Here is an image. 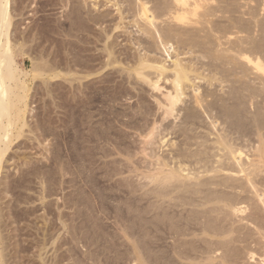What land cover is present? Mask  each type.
<instances>
[{"label":"rangeland","instance_id":"obj_1","mask_svg":"<svg viewBox=\"0 0 264 264\" xmlns=\"http://www.w3.org/2000/svg\"><path fill=\"white\" fill-rule=\"evenodd\" d=\"M116 1L9 0V14H12L9 15L11 21L9 26V37L12 35L10 39L12 51L14 52V64L19 70L18 72H20L21 81H24L27 87V101L26 105L19 104L25 109H23L24 121L23 119H19V121H16L15 125H13V132L19 135L17 138H14L0 165V210H2L0 211L2 215H0V225L5 223L3 226L1 225L2 228L0 227V234L2 235V239L0 238V264H264L263 209L259 211L263 214H261L262 220H260L262 225L259 221V226L258 223H256L257 221L248 222L246 219H242L247 215L248 210L245 211L244 214L237 216L229 214L228 216L227 214L225 215L224 212L218 213V215H215L217 212L211 214L209 213L210 209L207 207L209 211L205 208L202 212L203 209H201V207L199 208V206L191 205L188 201L189 204L185 206L172 207V205H169L167 202H159L158 205L151 197H144L140 190L136 192V195H132L133 198L127 194L126 191H130L131 186H127L126 182L129 180V184L131 179L134 181L136 178L135 176L133 177L131 174L124 173L123 175L115 177L112 170L109 176L108 172H110V169L113 168L114 170L118 168L120 165L118 161H124L126 159L125 153L127 151L130 153L132 152L133 155L135 153L136 156L141 154L136 153L141 138L138 135H140L141 131L145 130L147 125L150 126L157 121L156 125L160 126L159 132H165L166 130H164V128L172 126L173 124V127L177 130L179 127L183 126V120H180L181 114L175 111L181 106L183 107L190 103L194 91V93H201L203 91L207 94L208 92L206 91L210 90L211 92L222 95V91L225 89V93L228 89V84L226 85L225 82L224 85L222 82L218 83L219 81L216 80L218 76H215L217 77L215 81L212 80L213 77L210 78L206 76H212V74H208V72H210L209 68L208 72H206L208 66H205L206 68L202 67V64H204L202 61L204 60L201 53L195 51L197 54L192 52L194 55L192 53L189 54L190 52H188L187 55L186 53L183 54L186 50L179 48L175 41L172 43H175L174 45L176 47L172 44L171 46L167 45L165 49L162 45L157 47L155 44L156 48L152 47L150 50L151 47L148 46L147 43L150 40L148 39L149 37L139 32L140 27L134 23H138L139 21V19L138 21L136 19L139 18L136 17L138 16L137 9L135 8L138 6L136 3L137 1L134 0V3H132V0V2L129 1V4H131L130 6L127 3L128 1ZM149 1H151L148 2L150 6H153L155 3L157 4H155L156 6H159L158 4L161 3L162 0ZM135 3L136 5H134ZM209 3L214 7L216 6V8L226 7V11L223 10L224 8H221V12L225 13H222L224 17L227 16L228 18L234 19L236 17H231V14L238 16L237 18L240 19L237 20L236 18L237 27L240 20L243 21L240 23L243 24V27L246 25V22H248L247 25L249 24L251 30L248 31L250 28L248 26V29L246 26L245 28H247V30L244 28L247 31L245 34H233L236 29L233 30L232 28L231 31H233V35H236L235 37L240 35V37L244 36V38H249V35L252 34V36H250L252 38L256 36L257 38L261 37L262 40L264 39L262 38L264 35L261 33V25L259 24L264 22V0H236L232 5H227L224 0H212V2L209 1ZM244 5L247 6L245 7ZM128 6L132 7L128 8ZM261 7H263V9H261ZM133 8L136 9V12H134ZM229 8L230 10L234 8V10L237 11L233 10L229 12ZM252 8H255L254 15L258 17V22H255L256 19L252 18V16L250 17L252 14L248 15V12L253 11ZM132 9L133 11H131ZM247 9H250V11L248 10L246 14ZM219 15L217 17L215 15V18L212 16L216 24H223L222 26H224L229 23V19L225 20L222 15ZM98 17H100V19ZM134 19H136V21H134ZM100 20H102L103 23H101L102 21ZM261 24L264 25V23ZM228 25L229 24L226 26ZM256 25H258V27ZM240 26L241 25L238 27L239 29ZM243 27H241V29ZM258 30L261 31L259 32ZM233 39L234 38L231 40ZM259 40L260 38L258 41ZM150 43L152 44L151 41H149V45H151ZM222 45L221 47L225 46L224 44ZM151 46H153V44ZM172 46L176 49L178 47L179 49L175 51L176 49ZM138 55H149L148 57L151 56L157 62H160L159 64H163L168 68L164 74L159 75V79H156L158 75L155 76L154 73H151L152 70H145L146 72H150L151 75H148H150L149 78L152 77V82L158 80L157 87L154 88L151 85V80H145L142 76L133 73L135 60L139 57ZM197 55L202 56L200 57L202 61L199 60V56L196 57ZM31 57L35 60L31 59ZM177 58L178 60L181 59L184 65H190L195 74H193V71H189L191 77L189 76L188 80L190 81L187 83L185 82L186 84L184 86L181 102L179 101L176 103V109L171 117L169 115H166V117L164 115L163 117L161 113L162 109L159 108V103L165 104L166 93L171 91L170 79H172V77L170 76H172L173 72H171V68L169 67L172 66V63H174L173 61H176ZM261 60L264 67V58H261ZM35 61L38 62V66H42L38 67V70L43 69L44 72L43 70L39 72L32 70L31 63H35ZM44 64L48 69L50 68L49 71L47 70L48 73H45L46 67H44ZM190 67L189 69H191ZM263 67L260 72L264 73ZM195 68L199 71L198 74L201 73V77L200 75L194 76L197 72ZM203 70L204 72H202ZM252 72L253 73L249 75L251 76L249 78L250 80L251 78L254 79L256 76L255 74L259 71ZM260 72L258 74H261ZM202 76L205 77L202 78ZM253 79L251 82L249 81L250 84H257ZM211 80L212 82H210ZM14 85H16V82L12 81L11 86L14 87ZM14 89L18 91V86L17 88L15 86ZM20 92L21 90L19 88L17 93ZM223 96L226 97L225 94ZM78 99L84 103V106H88V109H85L81 115L84 118H80L83 124L79 125L75 119V101ZM254 102L256 103V99ZM87 103L88 105H86ZM249 104L251 103H248L247 109L245 108L247 110L246 113L252 114L255 111V106L251 104L250 107H248ZM138 109H141V111ZM72 118L74 119L72 120ZM21 122L25 123V125L20 130ZM78 126L81 127L79 128ZM148 126L146 128H148ZM162 126L165 127L163 128ZM174 128L172 130L168 129L166 133L173 131ZM190 129L188 132L192 135L195 130L191 129V133ZM195 129L197 130V132L195 131L196 133L201 132L200 128ZM17 130L20 131V133H18ZM99 130H104V137L98 134ZM196 133H194V136ZM172 134L165 137L166 143L164 142V144L166 145L163 148H159L161 151L163 149L162 154L167 156H169L168 151L171 148L169 145V143H171L170 141H178L182 138L175 135V133ZM172 136L176 137V140H174L175 138L173 139ZM177 136L180 139H177ZM194 136L192 135L193 138ZM247 137H249V140L253 139L254 141L255 139L256 141V137L253 134ZM247 137L246 139L244 137L245 143H247ZM249 143L247 144V149L245 148L246 152L244 150V159H246L247 156L251 158V153L253 152V147L250 146L252 145L251 143H253L254 146L257 145L255 144L257 142L254 143L251 141V143ZM121 147L123 149H121ZM250 148H252V150ZM248 149H250V152L248 151L247 153ZM120 151L123 152V154H121ZM140 156L141 155H139V157ZM89 163L92 165H89ZM105 171L107 173H105ZM263 173L264 172H262V174ZM210 175L207 174L205 176L210 177ZM121 177L125 180H120L121 184H118V187L119 185L120 187L118 188L117 185H115L111 188L110 185L112 181L114 182V180L120 179ZM202 179L204 180V176L203 178L201 177V180ZM122 181H124L123 184ZM198 187L202 188L200 186ZM120 188L124 190L122 191ZM127 195L131 198L130 202L127 199ZM121 199H123V202ZM124 201L128 203L126 204ZM156 205L161 206L158 207V209L160 211L163 210L162 212L168 211L170 206L169 210L174 209V216L171 214L173 220L174 222L176 221L177 224L181 223V226L179 225L180 230H183L186 236L179 235V237L173 234L172 227L168 222L161 224L156 221V223L159 224L155 223L154 225L153 222L155 219L152 213L155 212ZM190 205L194 206L193 208L195 210L191 209ZM133 206H135V211L131 210L133 212L129 213L128 207L133 208ZM184 208L190 211H185ZM115 209L120 212L118 213ZM189 212L191 214H188ZM187 214L190 218L187 217ZM208 214H211L210 216L214 218H211L210 223H212L214 227H221L219 229L223 228L227 233L216 236L209 233V235L204 234L202 237L198 229L205 220L207 222L206 218L209 216ZM203 215L205 219H203ZM200 217H202V221L201 219L199 220ZM186 218L190 219L187 221L188 224L185 223L186 221L184 219ZM209 219L210 218H208V220ZM165 221L166 220H164V222ZM139 222H141V224H139ZM159 225H161V227ZM168 227H170L171 230ZM158 228L160 229L157 232ZM195 229L198 232L194 231ZM6 236L8 238H6ZM142 236H144V239ZM180 239L183 240V243ZM175 245H178V247L176 248ZM193 247L199 248L197 250V248L193 249ZM205 247L206 250L209 249L207 250L208 253ZM178 248L183 253H191L193 258L189 257L186 259V257H180L179 255L182 256V254H178V252H180V250H177ZM206 255L209 257H206ZM17 256H19V258ZM198 256L199 258H197Z\"/></svg>","mask_w":264,"mask_h":264},{"label":"bare ground","instance_id":"obj_2","mask_svg":"<svg viewBox=\"0 0 264 264\" xmlns=\"http://www.w3.org/2000/svg\"><path fill=\"white\" fill-rule=\"evenodd\" d=\"M124 1H128L127 3L129 6L131 5V4H129V1L130 2L133 1L132 3L137 1L136 3L138 4V6L135 7L137 10L134 8L133 9H134V12L137 11L138 16H136L137 14L135 16L139 17V18H136V17L135 18L137 19V21L139 19L138 23H141V24H138L137 22H134V23H136V25H138V27H140L139 32H141L143 35H146L147 37H149L148 38V39H150L149 41L152 42L153 46H151L152 45L151 43H150L151 45H149V41L147 42L148 46L151 47L150 50L152 49V47L156 48V46L158 47L159 45L160 46L162 45V47H164V48L167 45L171 46L173 44L172 42L175 41L176 45L178 44L179 48L186 50V52H183V54L186 53V55H187L188 52H190L189 54H191L192 52L195 53V51L197 53H201L203 56V60L206 62L201 60L200 57H202V56H199L200 54L197 55L196 57L199 56L198 57V58H200L199 60L205 64V65L202 64L203 68H206L205 66H208L206 68V70H207L206 72H208V68H209L210 72H208V74H212V76H210V75H206V76H209L210 78L213 77L212 80H214V81L217 78L215 76H218V78L216 79L217 81H219L218 83L222 82V84L224 85V82H225L226 85L228 84L227 85L228 89H227V92H225V93H224V90H225L224 89L222 91L223 92L222 95L221 94L219 95L216 92L215 93L211 92L210 90L206 91L208 93L210 92L209 94L208 93L206 94L203 91H202L203 93L201 92L202 94L199 92L194 93L195 92L194 91L193 92V98L191 97L190 103L187 102L188 103L187 105H184L183 107L181 106L180 108L176 109V107H175L176 103L179 101L181 102V97L183 95V90L185 88L184 86L188 81H190V80H188L189 76L191 75L189 71H193V68H191L189 64H188L189 66L184 65L183 62H181V59L178 60V58H177L176 61L174 60L173 61L174 63H172V66L169 67V68H171L170 69L171 72H173L172 76H170V77H172V79H170L171 80V82H170L171 83V91H168L166 93L165 104H160L161 103L160 102L159 108L162 109L161 113H162L163 117H164V115H165V117H166V115H169L171 117V115L174 113V110L176 109L175 112L181 114V118L180 117L179 118H180V120L181 119L183 120L182 121L183 126L179 127V129H177V130H176V128L173 127L174 124L172 126H169L167 124L169 127H166V128H164L165 126H162L164 128V130H166V131H168V129L172 130L174 128L173 131L169 130L170 132L166 133V131L164 132L163 130H162L163 132H159L160 126L156 125L157 121L154 122V124H151L150 126L147 125L148 128H146L147 127L146 126L145 130L141 131L140 135H138L141 138H140L139 144L137 143L138 147L136 146L137 147L136 153H141V154H138L136 156L135 153L133 155L132 152L130 153L127 151L125 153L126 159L124 161H118V163L120 165L119 164H118L119 166L117 165L118 168H116L117 166L114 167V168H116L114 170H113V168L110 169V172H108L109 176H110L111 170H112L113 175H115V177L123 175L124 173H128L129 175L131 174V175H133V177L135 176L136 178L134 179V181H133V179H131L129 184H128L129 180L126 182L127 186H131V190L129 189L130 191H126L127 194L130 195V197H132L133 194L136 195V192L140 190V192L142 191L141 194L144 197L145 196L147 198L151 197L152 199L155 200V202L158 203V205H159V202H164V203L167 202L169 205H172V207L173 206H182V205L185 206L186 204L190 203L191 205L199 206V208L201 207V209H203L202 212L207 207L210 209L209 213L212 214V213L217 212V213H215V215L216 214L218 215V213L224 212V214L225 215L227 214L228 216H229V214L237 216L240 214H244L245 211L248 210L247 215H245V217H243L242 219H246L248 222L249 221H252V222L257 221L256 223H258L260 220H262L261 216L263 215L262 212H259V211L261 209L264 210V173L262 174V172H264V73L260 72L262 70V67H263V65H262L263 59L261 60V58H264V39L262 40L261 37H259L260 40L258 41L259 38H257L256 36L253 38L250 37V36H252V34L250 32L249 33L251 35H249V38L248 37L244 38V36L240 37V35L235 37L236 35H233L235 33L236 34H239V33L245 34V32H247L246 30L249 26V24L247 25L248 22H246V25L244 24L245 26L243 27V24H240L243 21L240 20V23L238 21V23H239L238 27H239V25H241L240 29H239L237 27L236 21L239 20L240 18L238 19L237 18L238 16H234V14H231L230 16L236 17L237 20H236V18L233 19V18H228L227 16L224 17L223 14H225V13L221 12V10L223 8H224L223 10H225L227 8L221 7L222 8L221 9L218 7L216 8V6L214 7L212 4L209 3V1L212 2V0H162L161 3L158 4L159 6H156L157 5L156 3H155L156 5L153 4V6H150L148 4V2H151V1H149V0H135V1L134 0H132V1L131 0H124ZM124 1H122V2H124ZM224 1L226 2L227 5H232V4H234V2H236V0H224ZM127 3H126V5H127ZM136 3L134 5H136ZM221 3H220V5H221ZM9 4H10L9 0H0V165H1L2 160H4L3 159L4 155L7 152V150L10 148V145L13 142L14 138H17L19 135V134H16L13 132V130H14L13 125H15L16 121H19V119L24 118V110L25 109L22 108L21 105H26V101H27L26 100L27 99L26 84L24 83V81H21L22 79H20V77H21L20 72H18L19 70L16 68V66L14 64V57H13L14 52L12 51L11 39H10V37L12 35L9 37V26L11 24L9 15H12V14H9ZM14 4H15V2H14ZM213 4H215V3H213ZM134 5L132 4L133 7H134ZM129 6H128V8L132 7V6L131 7H129ZM237 6H235V7H237ZM255 6H256V4H255ZM133 9L131 11H133ZM261 9H263V7H261ZM228 10L230 12V11H233L234 8L232 10H230V8H229ZM248 10L250 11V9H247L246 14H247ZM234 11H237V10H234ZM254 11H255V8L253 9V11H250L252 13L248 12L249 13L248 15L252 14V15H250V17L252 16V18L256 19L255 22H258V20H257L258 17H255ZM218 13L220 15H222L225 18V20L229 19V23H227V24H229L228 26H226L227 24H225L224 26H222L223 24L222 25L220 24L221 26L218 23L216 24V22L213 18H215L214 17L215 15L217 17L219 15ZM227 14H229V13H227ZM212 16H213V18H212ZM243 16H244V14H243ZM250 17H249V19H250ZM98 18L100 19V17H98ZM101 18H102V16H101ZM99 19L97 20L98 22H99ZM136 19H134V21H136ZM100 21H102V20H100ZM261 21H263V20H261ZM217 22H219V21H217ZM101 23H103V21ZM261 23H264V22H261ZM261 23H259V24L261 25V30L263 32L261 30L260 31L264 35V25ZM246 26H247V28H245ZM256 26L258 27V25H256ZM241 27H243V28L241 29ZM232 28H233V30L234 29H236V30L233 32V31H231ZM249 28H248L249 29L248 31L251 30L250 26H249ZM252 31H254V30H252ZM232 32H233V34H232ZM261 33H260V36H261ZM255 34H253V35H255ZM16 35H17V33H16ZM230 36L234 39L231 40L232 38ZM257 36H259V35H257ZM23 37H24V35H23ZM254 38H256V39H254ZM262 38H264V36ZM223 40H224V42H223ZM146 41H147V39H146ZM143 43H145V42H143ZM155 44H156V46H155ZM222 44H224L225 46L221 47V46H223ZM148 46H147V48L149 49ZM174 46H172V47H174ZM179 48L178 47H177V49L175 48L176 49L175 51H177ZM157 50H158V48H157ZM14 51H15V49H14ZM197 53H195V54H197ZM111 54H112V52H111ZM177 54H178V52H177ZM180 54H181V52H180ZM148 56L149 55L139 56L135 60V66L133 68V73L142 76V78L145 80L147 79L148 81H150L152 79V77L149 78L151 74L149 71L146 72L145 71L146 69L152 70L153 72L151 71V73H154L155 76L158 75L156 77V79H157L159 77V75L164 74L168 68L165 67V65H163V64H159L160 62H157L151 56H150L151 58ZM108 57H109V55H108ZM31 59H34V58L31 57ZM34 60H33V62H34ZM36 63H37V65H36ZM31 64H32L31 68L33 71L39 72V71L43 70V69L38 70V67H42V66H38V62L35 61V63H31ZM39 64H41V63H39ZM44 67H46L45 64H44ZM189 67L192 70L189 69ZM199 67H201V66H199ZM49 69H48V67H46L45 73H48ZM52 70H54V69H52ZM195 71H197V72H196V75H194V76L201 74V73L198 74L199 71L197 69ZM252 71H259L261 73V74H258L259 72H257V74H255L256 75L255 78L254 79L251 78V80L253 79L254 81L257 82V84H255V85L253 82H252L253 83L252 85L250 84L251 80L249 78L251 76H249V75L251 73H253ZM263 71H264V67H263ZM43 72H44V70H43ZM202 72H204V70ZM40 74H41V72H40ZM130 74H131V72H130ZM148 74H150V75H148ZM193 74H195V72ZM56 76H57V74H56ZM33 77H34V75H33ZM200 77H201V75H200ZM203 77H205V76H202V78ZM22 78H23V76H22ZM206 78H208V77H206ZM212 80L210 82H212ZM12 81L16 82V85H14V87L16 86V88H17V86H18L17 90L19 91V88H20V90H21L20 93H17L18 91H15L16 89H14V87L11 86ZM208 81H209V79H208ZM150 82L152 83L151 85L154 88L157 87L158 80L157 81L154 80V82H152V80H151ZM150 82H149V84H150ZM210 82H208V83H210ZM43 84H45V83H43ZM35 85H37V84H35ZM220 87H222V86H220ZM198 91H199V89H198ZM216 91H217V89H216ZM224 94L226 95V97L223 96ZM209 97H210V99H209ZM14 98H16V99H14ZM86 99H88V98H86ZM255 99H256V103L254 102ZM75 102H76L75 103L76 104L75 119H76L78 125L83 124L82 120L80 118L82 117L81 115H82L83 111H85V109L86 110L88 109V106H84V103L81 102V100L79 101V99ZM248 103L254 104V106H255L254 112L251 109L253 112L252 114L246 113ZM19 104H21V105H19ZM185 104H186V102H185ZM251 104H249L248 107H250ZM86 105H88V103ZM251 108H252V106H251ZM248 109H250V108H248ZM138 110L141 111V109H138ZM139 111H136V112H139ZM248 113H251V112H248ZM72 114H73V112H72ZM82 118H84V117H82ZM73 119L74 118H72V120ZM23 121H24V119H23ZM162 123H163V121H162ZM86 124H88V123H86ZM20 125H21V127H20V130H21V128L24 127L25 123L21 122ZM190 128L192 130L194 129L196 132H197V130L195 128H200L201 132L196 133L194 131L192 135L194 136V133H196L195 134L196 138H195V136L193 138L192 135L188 132V130ZM139 129H141V128H139ZM18 130H19V128H18ZM192 130H191V133H192ZM202 130H203V132H202ZM95 131H96V129H95ZM198 131H199V129H198ZM18 133H20V131H18ZM172 133L173 134L175 133V135H178L179 137H182V138L180 139L177 136V139H180V140H178V141H170L169 140L171 142V143H169L171 148H170V150L168 149L169 150L168 151L169 156H167V155L162 154V151H163L162 148L166 145V144H164V142L166 140L165 137L169 134L171 135ZM98 134H101L104 137V135H105L104 130H102V131L99 130ZM251 134H253L256 137V141H255V139H254V141H253V139L249 140V137H247V136H249ZM174 136H172V137H173V139L175 138L174 140H176V137H174ZM244 137H245V139H246V137L248 138V140H246L247 143H245ZM173 139H171V140H173ZM240 139H242V140L240 142H238ZM242 141H244V142H242ZM251 141L254 143L257 142V143H255L257 145L254 146V144L251 143ZM249 142L252 144L250 146L253 147V152L251 153V158H249L245 154L247 156V158L245 157L246 159H244L243 154L246 152L245 148L247 149V146H248L247 144ZM167 144H168V141H167ZM170 146H168V147H170ZM160 147H162L161 148L162 151L159 149ZM121 149H123V148L121 147ZM250 149L252 150V148H250ZM250 149L247 150V153H248V151L250 152ZM244 150H245V152H244ZM88 151H89V149H88ZM160 151H161V153H160ZM120 153L123 154V152H121V151H120ZM87 154H89V153H87ZM166 154H167V152H166ZM139 155H141V156L139 157ZM90 164L91 163H89V165ZM82 165H84V164H82ZM101 170H102V168H101ZM81 171H82V169H81ZM47 173H48V171H47ZM105 173H107V172L105 171ZM207 174H209V175L211 174L210 177L205 176ZM203 176H204V180L203 179L201 180V177L203 178ZM206 177H208V178H206ZM130 178H132V177H130ZM205 178H206V180H205ZM120 180H125V179L121 177L120 179L114 180V182L112 181V184L110 185V187L113 188V186H115V185H117V187H118V184H121ZM81 182H82V180H81ZM123 182L124 181H122V184H123ZM198 186H200L202 188H199ZM4 187H6V186H4ZM119 187H120V185H119ZM4 189H6V188H4ZM121 189L122 188H120V190ZM226 189H228V190H226ZM123 190L124 189H122V191ZM125 193H124V195H125ZM128 197L129 196L127 195V199L130 202L131 198L130 197L128 198ZM197 198H198V200H197ZM122 200L123 199H121V201ZM127 201L126 202L124 201V202L127 204L128 203ZM191 202H193V203H191ZM64 204H66V203H64ZM158 205H156L157 207L155 209V212L152 213V215H154L153 217L155 219V221L153 220L154 225H155L156 221L161 223V224H163V223L165 224L166 222H168V224L172 227V233L173 234H175L177 236H179V235L186 236L184 234V231L182 230L183 231L182 232L180 230V226H181L180 224L181 223L177 224V222L176 221L174 222V220H173L172 215L174 214V211H173L174 209L172 208L173 210H169V208L171 206L170 207L167 206V207H169L168 211L162 212L163 210L160 211L158 209V207H161V206H158ZM162 205H163V203H162ZM194 206H191V209H194L193 208ZM134 207L135 206H133V208L128 207V212L132 213L133 211H135ZM116 208H117V206H116ZM207 208H206V210H207ZM157 209L159 210V212ZM184 209H185V211H190V210H186V208H184ZM209 209L207 211H209ZM115 210H117V209H115ZM131 210H133V211H131ZM164 210H167V209H164ZM0 211H2V210H0ZM196 211H198V210H196ZM199 211H201V210H199ZM117 212H118V210H117ZM134 214H135V212H134ZM188 214H191V213L189 212ZM188 214H187V217H189ZM211 214H208V215L210 216ZM0 215H1V213H0ZM206 215H207V213H206ZM209 216H207V218H206L207 222H209V223H207L205 220L203 223L201 222L202 225L200 226V228L198 227L199 228L198 231L202 234V237L204 234L209 235V233L213 234L215 236L227 233L225 230H223V228L219 229V228H221L219 226H218L219 228L214 227L212 225V223H210L211 218L212 219H214V218H213V216L212 217L211 216L209 217ZM202 217H204V215ZM202 217H200L199 220ZM224 217H226V216H224ZM224 217H222V218H224ZM141 218H143V217H141ZM208 218H210V219L208 220ZM195 219H197V218H195ZM203 219H205V217ZM217 219H218V217H217ZM164 220H166V221L164 222ZM180 220H181V218H180ZM184 220L186 221V222L185 221L184 222L186 224H188L187 221L190 219L186 218ZM141 221H143V220H141ZM201 221H202V219H201ZM3 222H5V221H3ZM211 222H213V221H211ZM159 223H156V224H159ZM259 223L261 224V221ZM259 223H258V225H259ZM3 224H5V223H3ZM3 224H1V225L3 226ZM8 224H10V223H8ZM139 224H141V222H139ZM1 225H0V227H1ZM90 226H88V227H90ZM121 226H122V224H121ZM159 226L161 227V225H159ZM65 227H66V225H65ZM154 227H156V226H154ZM162 227H163V225H162ZM165 228H164V230H165ZM168 228L170 229V227H168ZM67 229H68V227H67ZM159 229L160 228L157 229V232ZM196 229L194 231H197ZM155 231H156V229H155ZM129 233H132V232H129ZM132 234H134V233H132ZM164 234H166V233H164ZM8 235H10V234H8ZM177 236H175V237H177ZM1 237H2V235L0 236V238ZM142 237L144 239V236H142ZM6 238H8V237L6 236ZM139 238H140V236H139ZM0 242H1V240H0ZM143 242H141V243H143ZM181 242L183 243V240H181ZM185 242H186V240H185ZM205 242H207V241H205ZM68 243H69V241H68ZM137 243H138V241H137ZM192 243H191V245H192ZM188 244H189V242H188ZM180 245H183V244H180ZM175 246H176V248L178 247V245H175ZM21 247H23V246H21ZM194 248H197V250H198L199 247H193V249ZM177 250H180V249L178 248ZM205 250H206V247H205ZM207 250H209V249H207ZM207 250H206V252L208 253ZM200 251H202V250H200ZM200 251H199V253H200ZM1 253H2V251H1ZM179 253L182 254V256L179 255L182 258L183 257L184 258L186 257V259L189 257L193 258V256H191V253L190 254L188 252H187L188 254L185 252L183 253V252H181V250H180V252H178V254ZM201 254H203V253H201ZM17 257L19 258V256H17ZM203 257H205V256H203ZM206 257H209V256L206 255ZM197 258H199V256ZM158 263H159V261H158Z\"/></svg>","mask_w":264,"mask_h":264}]
</instances>
